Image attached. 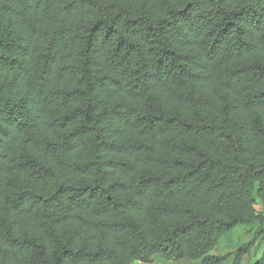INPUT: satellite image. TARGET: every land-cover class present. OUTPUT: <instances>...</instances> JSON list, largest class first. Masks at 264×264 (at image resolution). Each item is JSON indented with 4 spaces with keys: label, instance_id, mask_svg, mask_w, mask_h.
<instances>
[{
    "label": "trees",
    "instance_id": "trees-1",
    "mask_svg": "<svg viewBox=\"0 0 264 264\" xmlns=\"http://www.w3.org/2000/svg\"><path fill=\"white\" fill-rule=\"evenodd\" d=\"M257 202L264 0H0V264H221Z\"/></svg>",
    "mask_w": 264,
    "mask_h": 264
},
{
    "label": "rangeland",
    "instance_id": "rangeland-1",
    "mask_svg": "<svg viewBox=\"0 0 264 264\" xmlns=\"http://www.w3.org/2000/svg\"><path fill=\"white\" fill-rule=\"evenodd\" d=\"M256 211L264 212L262 204L256 203ZM223 244L217 247L212 255L223 258L221 264H264V227L251 228L249 226L236 227L230 236V240H223ZM231 247L229 248V244ZM242 246L243 254L237 256V251ZM138 264V263H137ZM151 264H198L191 261L177 262L173 259H165L157 256Z\"/></svg>",
    "mask_w": 264,
    "mask_h": 264
}]
</instances>
